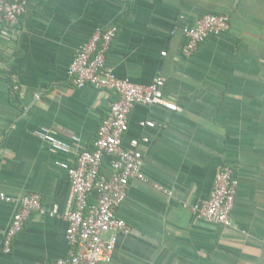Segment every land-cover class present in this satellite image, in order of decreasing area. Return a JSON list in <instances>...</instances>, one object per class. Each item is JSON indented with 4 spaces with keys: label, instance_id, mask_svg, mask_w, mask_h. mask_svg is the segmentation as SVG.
<instances>
[{
    "label": "crops",
    "instance_id": "1",
    "mask_svg": "<svg viewBox=\"0 0 264 264\" xmlns=\"http://www.w3.org/2000/svg\"><path fill=\"white\" fill-rule=\"evenodd\" d=\"M204 13L228 14L230 28L184 57L181 29ZM111 25L118 31L106 65L138 84L164 76L163 96L176 109L136 105L129 115L122 143L147 139L137 146L145 179L130 181L116 210L130 233L99 264H264V0H28L13 32L0 22V190L39 193L60 215L31 214L4 254L16 206L0 201V264L67 254L61 214L70 182L59 163L71 164L74 154L36 131L74 150L93 148L115 95L73 87L67 70L93 31ZM144 120L156 125L141 126ZM221 166L238 179L229 227L189 209L207 198Z\"/></svg>",
    "mask_w": 264,
    "mask_h": 264
},
{
    "label": "built area",
    "instance_id": "2",
    "mask_svg": "<svg viewBox=\"0 0 264 264\" xmlns=\"http://www.w3.org/2000/svg\"><path fill=\"white\" fill-rule=\"evenodd\" d=\"M27 1L0 0V22L9 32H13L19 24ZM229 28L228 14H202L196 18L194 24L181 29L185 38L182 55L189 57L207 38L223 34ZM117 31V25L95 29L80 46L67 70L73 87L91 86L115 95L109 104L107 115L97 129L93 148L74 150L70 143L57 139L48 130L36 131L37 136L54 149L74 154L71 164L59 163L66 169L70 182L68 206L61 214L67 224L64 234L68 245L67 254L41 264L110 262L118 236L127 235L131 231L130 226L117 217L116 210L127 196L130 181L145 179L141 173L143 158L137 146L140 141L147 139L132 140L129 147L122 143L128 129L129 115L136 105H163L176 109L163 96L164 76L157 75L148 84H138L129 78L118 77L114 69L106 65V56ZM11 79L16 82V76ZM140 124L149 127L156 125L152 120H144ZM72 141L76 142L78 138L72 137ZM105 157L108 158L106 173ZM237 187L238 179L234 169L221 166L214 175L207 198L191 203L189 209L198 220L229 227L232 225L230 213ZM0 201L14 203L16 206L2 240L1 252L4 254L11 252L14 238L23 229L31 214L60 216L56 208L46 209L40 194L36 192L13 197L0 190Z\"/></svg>",
    "mask_w": 264,
    "mask_h": 264
},
{
    "label": "trees",
    "instance_id": "3",
    "mask_svg": "<svg viewBox=\"0 0 264 264\" xmlns=\"http://www.w3.org/2000/svg\"><path fill=\"white\" fill-rule=\"evenodd\" d=\"M104 166H105V167L108 166V158H107V157L104 158Z\"/></svg>",
    "mask_w": 264,
    "mask_h": 264
}]
</instances>
